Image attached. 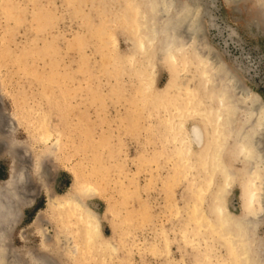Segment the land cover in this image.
<instances>
[{
    "label": "rangeland",
    "instance_id": "374dc122",
    "mask_svg": "<svg viewBox=\"0 0 264 264\" xmlns=\"http://www.w3.org/2000/svg\"><path fill=\"white\" fill-rule=\"evenodd\" d=\"M197 1L202 7L203 31L201 39L192 42V49L185 44L184 35L182 41L179 39L182 45L177 47L183 49H177L181 59L175 65L183 73L179 83L202 85V65L194 56L196 52H208L211 59L207 64V87L212 95L224 93L230 104L243 99L239 116L234 109L225 110V114L233 135L236 129H242L249 137L253 117L247 97L255 95L264 103V0ZM127 3L138 6L142 16L128 11ZM158 3L159 0H0V121L5 122L0 123V138L9 141L11 136L26 142L28 155L23 156L25 150L18 149L16 159L28 164L32 193L29 205L8 230L6 246L0 250V264H36L35 259L43 254L55 264H170L172 258H185L194 264V249L183 244L180 234L187 204L195 197L194 187L203 186L206 180L199 165L202 162L192 159L194 166L184 168L194 169L173 178V142L163 125L168 109L142 94L141 76L148 58H152L150 79L154 91L160 92L170 83L172 70L163 56L154 54L153 47L148 52L138 51L133 60H128L137 35L126 16L131 15L129 19L135 21L141 17L148 31L149 26L155 28L162 20ZM188 53L193 57L190 65L182 61ZM228 70L239 76L243 89L231 88ZM9 117L15 120L12 135L4 133ZM43 117L52 128L47 141L40 138L39 120ZM194 119L190 118L188 124L197 121ZM257 136L264 154V129ZM233 142L230 140V147ZM4 143L0 145V181L9 179L13 163L11 150ZM224 158L228 167L237 171L253 165V160L247 163L230 153ZM37 160L44 161V183L35 171ZM239 178L223 198L227 210L238 216L243 212ZM220 182L221 177L215 175L208 184L202 205L205 210ZM79 183L93 186L92 193L83 194L84 202L98 214L103 234L120 243L118 255L105 261L99 259V253L94 252L92 259L80 253L79 240L71 231L73 224L66 222L70 229L61 214L48 205L50 193L71 196L78 192ZM257 193L260 200L253 208L259 215L253 230L264 238V177H257ZM145 213L147 219H143ZM70 218L65 215V220ZM250 229L247 232H253ZM164 230L171 237L170 252L154 253L149 247L152 242L162 244L160 232ZM217 247L219 251L223 249L220 244Z\"/></svg>",
    "mask_w": 264,
    "mask_h": 264
},
{
    "label": "bare ground",
    "instance_id": "6f19581e",
    "mask_svg": "<svg viewBox=\"0 0 264 264\" xmlns=\"http://www.w3.org/2000/svg\"><path fill=\"white\" fill-rule=\"evenodd\" d=\"M125 6L128 11H134L135 16H137L140 12L138 6H133L131 3H127ZM158 8L162 16V20H160V25L152 29L149 26L148 31V25L145 26V24L141 22V17H138V19L135 21L132 17L131 20L129 19L131 15L126 16L128 25L135 31L137 35H135L136 37L134 39V52L129 55L128 60H133V55L136 54L138 51L148 52V49L150 47H153L154 54L157 56L159 55L161 57L163 56L164 60H166L164 62H166L172 70V79L170 83L164 90L160 92L154 91L153 82L150 79V68H152V66L154 65L152 58H148V62L145 63L146 65L145 67H143L141 76L142 94L144 96L152 97V99L157 101V104H159V106L160 103L165 104L163 108L168 109L163 125L165 126L167 131V138H169V140L173 142V158H175V163L173 161V158L172 161L174 163V167H176L174 168L175 175H172L173 178H177L178 174H180L181 172H191L194 168L184 167L194 166V161L192 159L197 158L198 161L202 162L199 163V165L203 167L201 169L204 172V176H206V180L204 181L203 186L196 185L194 187L193 191L195 197L192 199L191 202L187 204L188 212L181 229V240L185 246L193 247L194 253L192 258L194 264H264V238L256 234L257 232L254 233L253 230L255 229L254 227H256L257 221L255 220V218L258 214L256 209L253 208V206L255 205L257 200H260L258 199L257 193V177H262V180L264 177V154H262L261 147L259 144L260 139L257 140V135L260 134L261 129H264V103L259 101V99L255 95L249 98L247 97V99H249V101L247 102H249L250 114L253 117V125L251 127L252 133L249 138L247 130L243 131L242 129H236L235 134L233 135V129L230 127L231 122L229 117L226 116L225 110L234 109L236 116H239L240 111L244 107V105L242 104L243 99L238 98L234 102V104H230L228 98H224V93H217L215 95L211 94L209 87H207V64L208 61L211 59V57L208 55V52L204 54L196 52L194 56V58L199 59V64L202 65V68H200V77L203 80L202 85L200 87H192V85L188 83H179L180 79H182L183 74H181L180 69H176V66L179 64L178 61L181 59V55L178 56V53L180 52H178L177 50L179 49V46L177 47V45H182L180 44L179 39L182 41L181 35H184L187 38L185 44L189 46L188 48L192 49V42L201 39V33L203 31V26L201 23L202 7L199 4V1L159 0ZM118 15L120 16V14ZM139 15H141V13H139ZM144 30H146V32L143 33ZM186 50L188 51V49ZM189 55L190 54L188 53V56L186 55L187 57L183 56L184 60H182L185 64L188 65H190V61H192L193 59V57H190L191 55ZM184 65L182 64V66ZM185 71L186 69L184 70V72ZM227 73L228 78L231 82V88L239 90L243 89V84L240 83L239 76L235 72H231L229 70L227 71ZM201 90L204 92H202ZM175 91L177 92L175 93ZM144 96L143 99L145 98ZM152 106L154 107V105ZM157 106L158 105H156V108H158ZM2 114L3 113H1V115ZM4 117L5 115H3L2 118ZM190 118H195L197 119V121L188 124ZM13 120V117H11L8 123V128L6 129V132H4L6 133V135H12L14 132L15 120ZM45 120L46 118L44 119V117L39 120L40 125L42 126V131H39L40 138H42L43 141H47L49 139L51 133L50 131L52 129H50L51 124L49 126ZM139 122L140 120L138 121V123ZM0 123L2 124L5 122L0 121ZM158 127L159 126H156V128ZM230 140L234 141L232 147H230L229 145ZM4 142H6L7 147L9 148V150H11L10 157L13 160V163L11 164L9 179L5 181H0L1 252L6 246V236L8 230L11 226H14L17 223L18 219L21 217L22 209L29 205V198L32 194L31 188L29 187L28 164L23 165L19 162V160H17L18 149L21 151L25 150L23 156L28 155L26 154V142L24 143L22 141H18L17 139L11 136L9 137V141H6L5 139L1 140L0 138V145H5ZM56 143H58V140L56 141ZM57 145L58 144H56V147ZM228 153L232 154L235 158H240L242 161H245L247 163L249 162V160H253V165L251 167H243L242 171L234 170L228 167L227 162L224 158L225 154ZM43 162L38 160L36 161L35 171L37 173V176L40 177L41 181H43L44 183L43 178L45 176L46 169L44 165H42ZM199 171L201 170L199 169ZM239 174H241L242 179L239 178ZM215 175H219L221 177V182L219 183L218 187L212 191V196L210 194V196L212 197V202L210 203L209 209L205 210L202 206L203 200L206 201L204 199L205 192L213 181V177ZM238 178L240 179L239 184L241 186L242 191L241 203L243 209V212L240 216L234 215L229 210H227L226 202L223 199L225 191L227 189H230L232 184L235 183ZM86 184L79 183L77 189L78 192L76 191V193L68 197L50 193L48 205L51 210L57 211L61 214V219L64 224L67 221L70 224H73L74 229H71L68 226L69 223H66L67 226L71 229V231L75 232V235L79 240V242L77 241V250L80 249V253L82 252L84 256L87 254L85 256L87 259L93 257V255L95 256L94 252L99 253L100 258H98L101 261H105L106 259H108L109 256L117 254L120 243L119 241L110 240L103 234L101 229V221L98 214L91 208H89L84 202L83 194L88 195L89 193L93 192V186ZM65 215L66 217L68 216L71 218L69 220H65ZM147 215L148 214L145 213L143 219H147ZM134 218H129V220L133 221ZM127 224L129 225V223ZM135 225L137 224L135 223ZM250 227L252 229H250ZM249 229L253 232H247V230ZM44 233L45 231L43 229L42 234L44 235ZM160 237L162 238V244H160L159 242H152V244L150 243L151 245L149 248H151L154 253H169L171 237H169V234L165 230L160 232ZM124 238L125 237L123 236V239ZM46 240L47 239L45 237L44 249H46ZM217 243L220 244L221 248H223L221 249V251L218 250ZM123 244H125V242H123ZM77 245H74V247H76ZM4 256L5 255L3 254L2 259L4 258ZM77 258L79 259V257ZM35 260L37 261L36 264H55L46 254H43L41 257H37V259ZM75 261H77V259ZM94 261L95 260H93V262ZM85 262L87 264V261ZM79 264H81V262ZM170 264L190 263H188L185 258H183L182 261H177L172 258L170 259Z\"/></svg>",
    "mask_w": 264,
    "mask_h": 264
}]
</instances>
